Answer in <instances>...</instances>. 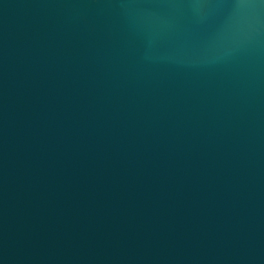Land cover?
Instances as JSON below:
<instances>
[{
  "label": "water",
  "instance_id": "95a60500",
  "mask_svg": "<svg viewBox=\"0 0 264 264\" xmlns=\"http://www.w3.org/2000/svg\"><path fill=\"white\" fill-rule=\"evenodd\" d=\"M0 264H264V0H0Z\"/></svg>",
  "mask_w": 264,
  "mask_h": 264
}]
</instances>
